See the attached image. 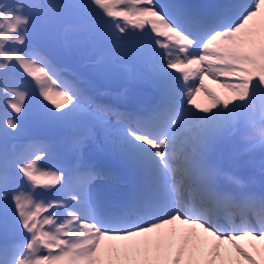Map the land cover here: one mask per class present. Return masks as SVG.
I'll use <instances>...</instances> for the list:
<instances>
[{
  "label": "snow or ice",
  "instance_id": "1",
  "mask_svg": "<svg viewBox=\"0 0 264 264\" xmlns=\"http://www.w3.org/2000/svg\"><path fill=\"white\" fill-rule=\"evenodd\" d=\"M57 50L100 52L95 75L160 103L143 119L96 103ZM21 75L42 120L86 128L62 166H47L57 145L20 143ZM99 133L134 177L118 198L84 159ZM241 153L259 157L260 191L236 174ZM0 235V264H264V0H0Z\"/></svg>",
  "mask_w": 264,
  "mask_h": 264
},
{
  "label": "rangeland",
  "instance_id": "2",
  "mask_svg": "<svg viewBox=\"0 0 264 264\" xmlns=\"http://www.w3.org/2000/svg\"><path fill=\"white\" fill-rule=\"evenodd\" d=\"M86 57H89V53L87 55H85ZM82 55H78L76 54L74 51L71 55L66 54L64 52H61V58L59 59V61H63V62H70V61H79L81 59ZM125 63H127L132 71H136V63L135 60L132 59L130 60L128 58V54L125 56ZM84 69V68H83ZM19 77H23L22 75ZM108 77L113 78V75H109ZM116 77V76H115ZM122 76H117V78H121ZM30 79V78H29ZM91 84L94 86L95 85V81H92ZM92 86V87H93ZM213 87H215L213 85ZM27 90L29 91L30 95H29V100L26 101V108H30V111H34L36 109H41V99L38 97V95L36 94V89L30 84H28V86L26 87ZM45 104L47 102H44ZM48 107H52L50 104L48 105ZM57 124L56 123H50L48 125L47 128V133L49 135H54L55 139H56V143L58 146H61L63 144H65L66 142L69 141V138L66 136V134L63 135H59V134H54V127L56 128ZM31 130V127L25 126V131L24 133H29ZM89 144L86 146L85 148V152L89 155H91V152L94 148L98 147V146H103L101 144V142L95 138V141H89ZM257 158H259L257 156ZM243 162V161H241Z\"/></svg>",
  "mask_w": 264,
  "mask_h": 264
}]
</instances>
